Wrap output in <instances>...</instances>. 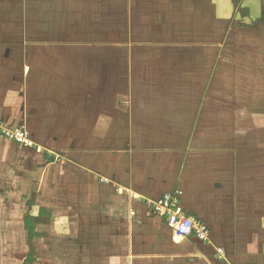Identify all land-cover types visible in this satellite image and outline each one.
Listing matches in <instances>:
<instances>
[{
    "label": "crops",
    "instance_id": "0c3cea01",
    "mask_svg": "<svg viewBox=\"0 0 264 264\" xmlns=\"http://www.w3.org/2000/svg\"><path fill=\"white\" fill-rule=\"evenodd\" d=\"M160 1L181 6L184 0ZM186 1L193 7L173 11L170 6L171 14L165 19L191 28L201 22L209 32L207 39L195 30L194 38H188L185 44L212 40V20L215 26L222 25V43L236 40V48L241 46L243 41L234 34L237 24L232 25L234 0H208L216 3L212 9L205 4L195 9L197 0ZM132 2L127 1V17ZM239 5L247 19L243 20L249 34L246 43L252 48L251 42L256 44L261 39L257 36H264V0H239ZM226 6L230 10L228 18ZM115 7L114 0H0V117L11 128L22 127L36 145L24 148L0 135V183H21L23 189L31 191L34 204L28 208L33 211L25 218L54 217L58 230H73V242L63 247H70L73 253L64 254L69 263L264 264V230L258 225L264 219V176L254 172L259 163L252 155L250 163L240 162L241 157L231 174L227 157L231 150L233 158L238 152L227 142L246 145L252 140L253 146L254 135L264 127V61L259 63L264 58L253 53L244 55L253 65H260L245 67V71L261 76L257 82L260 88L253 93L259 99L254 105L256 112L249 109L239 113L234 101L227 104L225 90L216 96L220 105L217 114L208 110L201 119L195 115L188 119V103L194 104L183 98L189 95L184 90L169 94L167 90L162 92L163 83L150 88L144 82H129V77L137 74L161 73L154 66L145 68L141 62L149 59L145 52L134 51L137 55L133 56L125 51V81H115L109 32L101 39L89 35V46L101 49L100 54L97 50H71L67 47L69 40L60 41L61 37L47 36V40L36 42L34 35L27 36L28 27L40 28L47 23L64 27L65 22L68 27L99 19L112 27L117 20L115 9H124ZM198 11L203 12L202 20L196 17L197 22L192 24L189 18L197 16ZM219 12H223L222 17ZM180 30L172 34L175 40H185ZM193 32H187V37ZM129 34L126 43L140 44L130 30ZM155 35L159 34L153 35L154 40ZM52 44L54 50L50 49ZM192 52L187 55L203 65L206 54ZM234 53L236 58L243 57L242 52ZM191 61L182 70V66L167 68L170 74H185ZM136 64L140 66L138 71L145 69L144 73H137ZM217 65L216 71L221 73L226 61ZM203 71L207 76L216 72L206 64ZM209 87L208 80L203 91ZM120 91H125L122 97L115 94ZM134 94L145 97L139 105L134 102L136 111H132L134 104L129 100ZM221 98L225 102L221 103ZM176 192H180L187 212L208 225V241L179 238L165 220L152 214L150 202ZM235 202L245 207L236 212L234 206V211L227 213L225 204ZM65 232L62 235L66 236Z\"/></svg>",
    "mask_w": 264,
    "mask_h": 264
},
{
    "label": "rangeland",
    "instance_id": "374dc122",
    "mask_svg": "<svg viewBox=\"0 0 264 264\" xmlns=\"http://www.w3.org/2000/svg\"><path fill=\"white\" fill-rule=\"evenodd\" d=\"M127 1L128 0H120V3L118 4L117 0H114V7L123 6L124 9L123 11L121 9H115L113 14L115 19L117 20L113 22L114 25L112 27L105 26L104 23L101 24V21L99 19L96 22H91V20L89 19L87 25L81 24L78 26L68 27H66L67 23L65 22H63L62 24L64 27H60L57 24L56 26H52L50 25V23H47L48 26L41 24L40 28L28 27L26 29L27 36L34 35L33 39L36 40V42H39L40 40H47L45 39L47 36H56L58 37V39L59 37H61L60 41H65L63 39L69 40L67 47H69L71 50H77L82 53H84V51L86 50H97L96 53L100 54V51H102L101 49L89 46V35H98V39H101V35H106V32H109V34L112 35L113 38L111 45L114 53L113 64H115L114 67L116 68V70L114 71L115 81L120 80V78L121 80L123 79L125 81V51L130 52L134 56V54H136L134 53V51L140 50L141 52H145L149 56V59L144 58L141 60V62H144L145 68H147L148 66H154L156 67V69L161 70V73L157 76H155V74L150 76H147L145 74H143V76L137 74L138 76L136 77L128 76L130 78L129 82L135 84H142L144 82L146 83L144 85H151L149 86L150 88H152L153 84V86H155L158 84L161 85L163 83L164 87H162V92L167 90L169 94H174L178 90H184V92L189 95H186V97L184 96L183 98H187L189 101H193L194 104L192 105V103H188V119H194V115L195 117H197V119H201L204 116L202 114H205L206 112L208 113V110L210 111V113L217 114L218 110L220 109V105L218 104L219 101H217L218 99H216V96L223 94L222 91L225 90L228 91L226 94H223L225 96V99L228 101L227 104H230L231 100L234 101L239 113L242 114L244 113V111L249 109H253V111L256 112L254 110V107L259 104V99L254 97L253 93L257 92L258 88H260L259 85L257 86V82L258 79L261 78V76L256 72L249 71V69L246 70L249 71L248 73L245 71V67H251L255 65L250 63L251 61L249 58L244 59V55L246 56L249 53H253L256 56H262L261 58H264V36H257L261 39H258V42L256 44H254L255 41L251 42L252 48L248 47V42L246 43V40L249 39V34L248 31H246L245 25L243 23L247 21V19L246 15L243 14V11L239 9V6L241 7V5L236 6L234 2L232 3L233 6H235L234 9L236 8V14L232 21V25L234 27V25L237 24L236 29L238 30H235L234 34L238 35L236 36L238 40L243 41L240 44L241 46H238L237 49L235 43L237 41L235 39V41L226 43H222V41H220V38L222 36H220L221 34H219V32H221L222 30V25L215 26L217 25V23L215 21L213 22L212 20H209V22L212 23V25H210L211 30L213 31V34L211 36L212 40L206 41L208 39L206 35L209 32V27H206L201 22L196 23V17H198L200 21L202 20L203 12L201 13V11H198L197 16L194 15L195 17L191 16L189 18L192 24L196 23L194 24L196 27H194L193 25L192 28L190 27V25L184 27V24H181L180 22L171 24L170 21L172 20L170 18L168 20L165 19L166 14L167 16L171 14V12L169 11L170 6L171 8L173 7V11H176L178 8L182 10V7L191 8L192 5H188V2L186 0L182 2L181 6L177 5V3L174 2L173 4H166L160 0H132L133 7L129 12L128 17L127 13L125 14ZM195 2V9H199L201 7L203 8L204 4L209 5L212 9L213 6L216 5V3L214 2H217V0H214V2L208 0H197ZM218 6L222 7L219 4ZM225 9V16L228 18L230 16L229 7L226 6ZM85 12L86 11L83 10L82 14H84ZM94 13H96L95 10L91 14L92 20L95 18ZM219 14V17L223 16V12H219ZM163 18L165 19L164 22L161 21V19ZM172 19L175 18L172 17ZM179 28H181V30ZM176 29L180 30L179 32L184 35L185 40L174 39L176 37L172 36V34L176 33ZM129 30L134 38H136V40L140 42V44L125 42V38L127 39V35L128 37L130 35ZM195 30L196 32L200 30V32L203 33L202 38L206 37L207 39L204 42H198L194 45L185 44L188 38H194ZM189 31L194 32L191 36L187 37V32ZM156 33L159 35H155L156 39L154 40L153 35ZM240 33L242 35H240ZM215 39H217V41H213ZM60 41L57 40V42ZM181 41L184 42L181 43ZM37 44L41 45L42 43L40 42ZM37 44H35V46ZM102 44L103 43H98L97 46ZM54 48H56L55 45H53V47H51L50 49L54 50ZM191 50L194 54L196 53L201 55L202 52L206 54L207 57L203 59V65L200 60H197L195 58L192 59L189 55H187L191 54ZM234 52H237L238 54L242 52L243 57L236 58L235 56L237 54ZM170 55L176 56L177 58H169ZM230 55L231 58H228L230 57ZM224 57H226L228 60H225L226 65L224 67L225 69L223 70L224 72L222 71L221 73H219L216 71L218 67L217 64L218 62H225L223 59ZM190 60H192L190 63L191 67L186 71L185 74H170L171 71L167 67L172 68V66H175L177 68H180L182 66V70V68L185 69V66L189 64L188 61L190 62ZM83 61L89 62L90 60L83 59ZM262 61H264V59L260 60L259 63H261ZM134 62H138L135 57ZM243 63L245 65H243ZM205 64L211 68V71L215 67L216 72H212L211 74L209 73V76H207L208 72L206 73V71H203ZM258 66L260 65H257L255 67ZM136 67L137 73H144L145 69L143 71H138V68L140 66L136 64ZM240 67H242L241 75L239 74L241 69ZM177 68H175V70H178ZM234 68L236 70L233 72ZM222 74L226 75L224 77H221ZM208 80L210 82V87L208 91H203V84ZM122 85L124 86L123 83H121V86ZM240 85H242L243 87H241ZM120 88L122 89V87ZM173 88L175 90H173ZM120 92L121 93L115 92V94L120 96V94L124 95L125 93V91ZM149 92L152 93L151 91ZM242 92H244V95L241 94ZM144 98L145 97H141L140 99L138 95L135 96L134 94L131 98H129V100L130 102L133 101V104L134 102H136L139 105V100H142ZM171 98L172 95L171 97L166 99L171 100ZM174 99H182V97L181 95L178 98L177 96H175ZM252 99L258 100L251 102ZM239 101L241 102V104H239ZM220 102H225V100L222 99L220 100ZM241 106L243 109L242 111ZM136 110L137 107L136 104H134L132 111ZM229 110H232L231 107L229 108ZM2 126H4V124ZM7 128L9 129L10 125ZM258 131L260 133H257L256 136L254 135L255 138L253 140V146L250 145L252 140H250L249 143H246V145L239 143L234 145V143L227 142L232 148L235 147V150L238 151L237 155L234 156V158L230 155L232 150L227 152V157H229L228 171L231 174H233V168L236 166L237 162H239L241 157L242 160H240V162L242 161L250 163L251 160L249 161V158H251L250 155H252L253 160L259 163L258 171L254 172H258L259 174H262L264 176V171L262 170V168L264 167V146H261L262 137L264 139V127L259 129ZM4 132L5 130L0 128V135H4ZM0 184V264H73L72 260L69 263L64 259L65 253L66 255L73 254L72 251H69V249L71 250V248L68 246L66 248H63L64 244L73 242L74 237H72L73 234L71 233L73 230H67L66 232L63 230H58V224L54 217H51L49 219V217L47 218V216H43L41 218H35L34 220L31 219L32 221L30 228H33V226H35L34 223H37L36 229L34 228L35 237L31 239L26 224L24 227V221L26 219L25 217L28 215L27 213L30 214L33 211L29 210L28 208L32 207L34 204L33 200L31 199V191L23 189V185H21V183H19V185L10 182H2ZM36 190H38V188H36ZM225 206L227 207L224 210L229 213L233 210L234 206L236 208V212L240 208L242 210L243 207H245V204H243L242 207H239V204L235 202L226 203ZM43 223L45 224L43 225V227L45 226L46 229L42 227ZM258 225L260 230H264V219L258 221ZM49 228L51 229L48 230ZM247 229L249 230V228ZM251 230H253V228ZM62 231L65 232L66 236L62 235Z\"/></svg>",
    "mask_w": 264,
    "mask_h": 264
},
{
    "label": "built area",
    "instance_id": "2783aa9c",
    "mask_svg": "<svg viewBox=\"0 0 264 264\" xmlns=\"http://www.w3.org/2000/svg\"><path fill=\"white\" fill-rule=\"evenodd\" d=\"M4 124V126H2ZM3 127V128H2ZM0 117V128L5 130L3 133L6 139L25 148H34L35 140L22 127L10 128ZM152 212L163 219L179 238H197L208 241L210 229L208 225L199 217L190 214L183 207V200L180 192L164 195L149 203Z\"/></svg>",
    "mask_w": 264,
    "mask_h": 264
},
{
    "label": "trees",
    "instance_id": "16d2710c",
    "mask_svg": "<svg viewBox=\"0 0 264 264\" xmlns=\"http://www.w3.org/2000/svg\"><path fill=\"white\" fill-rule=\"evenodd\" d=\"M25 223H26V227L29 232L30 238L33 239V237H35V230L34 228H30L31 220L29 218H26Z\"/></svg>",
    "mask_w": 264,
    "mask_h": 264
},
{
    "label": "bare ground",
    "instance_id": "6f19581e",
    "mask_svg": "<svg viewBox=\"0 0 264 264\" xmlns=\"http://www.w3.org/2000/svg\"><path fill=\"white\" fill-rule=\"evenodd\" d=\"M234 3H235V5H236V6H238V5H239V3H238V1H237V0H234Z\"/></svg>",
    "mask_w": 264,
    "mask_h": 264
},
{
    "label": "water",
    "instance_id": "95a60500",
    "mask_svg": "<svg viewBox=\"0 0 264 264\" xmlns=\"http://www.w3.org/2000/svg\"><path fill=\"white\" fill-rule=\"evenodd\" d=\"M238 1V3H239V0H237ZM20 175H22V173H20Z\"/></svg>",
    "mask_w": 264,
    "mask_h": 264
}]
</instances>
